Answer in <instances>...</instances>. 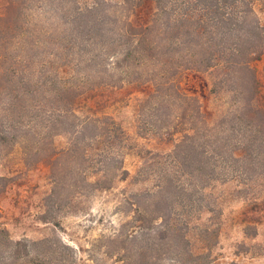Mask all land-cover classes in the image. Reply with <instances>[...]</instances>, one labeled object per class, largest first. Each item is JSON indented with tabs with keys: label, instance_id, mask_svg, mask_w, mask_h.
Here are the masks:
<instances>
[{
	"label": "trees",
	"instance_id": "1",
	"mask_svg": "<svg viewBox=\"0 0 264 264\" xmlns=\"http://www.w3.org/2000/svg\"><path fill=\"white\" fill-rule=\"evenodd\" d=\"M130 99L145 147L109 112ZM0 167V194L40 189L30 174L44 170L38 221L54 226L77 198L146 183L96 240L119 264H238L213 255L222 207L209 192L238 182L243 234L258 236L264 0H0ZM76 259L58 237L14 239L0 223V264Z\"/></svg>",
	"mask_w": 264,
	"mask_h": 264
},
{
	"label": "rangeland",
	"instance_id": "2",
	"mask_svg": "<svg viewBox=\"0 0 264 264\" xmlns=\"http://www.w3.org/2000/svg\"><path fill=\"white\" fill-rule=\"evenodd\" d=\"M133 106L134 100L130 99L110 109L109 112L119 121L132 140L145 147L146 141L136 136ZM137 165L138 158L134 153L126 155L124 167L129 170L131 176ZM43 171L37 170L30 174L32 183L39 184L40 189L21 188L17 192L11 189L0 194V223L5 225L10 236L14 239L55 236L76 250L77 264H119L113 258L102 256L96 240L102 234H111L119 228L125 218L119 210L120 201L124 195L142 189L146 183H132L130 176L115 183L112 190L94 192L87 198H77L69 208H66L65 213L60 215L54 213L60 220L59 224L54 226L38 221V216L43 210L40 206L43 196L41 186L44 182ZM1 172L3 170L0 167ZM239 187L238 182L231 181L217 184L209 192L213 198L221 200L222 207L219 242L213 255L218 262L234 260L238 264H264V225L257 226L259 234L255 238L244 236L242 219L251 216L252 213L247 208L248 200L237 192ZM259 190L254 189L257 194L264 196V189Z\"/></svg>",
	"mask_w": 264,
	"mask_h": 264
}]
</instances>
